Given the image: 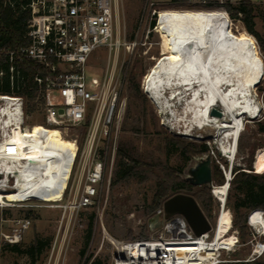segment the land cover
<instances>
[{
    "label": "built area",
    "instance_id": "2783aa9c",
    "mask_svg": "<svg viewBox=\"0 0 264 264\" xmlns=\"http://www.w3.org/2000/svg\"><path fill=\"white\" fill-rule=\"evenodd\" d=\"M212 1L236 4L241 0ZM28 7L32 16L27 44L17 49L0 47V84L6 79L11 90V94H0V118L5 110L9 114L8 124L0 120V146H4L2 153L7 156L17 154L20 147L6 141L11 127L17 124L25 132L33 126L26 124L29 115L24 112L25 98L18 93L25 85L19 67L24 60L35 67L32 84L36 96L34 111L30 114L41 117L44 122L41 127L57 130L74 146L72 153L60 154L69 163L61 199L67 197L65 209L78 212L93 207L101 196L104 182H110L125 106L120 101L125 77L120 51H128L136 43H127L120 34L117 0H32ZM98 48L106 49L108 61L99 79L87 80V62ZM253 171L256 173L254 168ZM232 178L229 167L221 185L209 186L217 207L214 228L208 221L210 230L195 237L185 219L175 215L163 220L155 240L112 242V264H251L263 259L264 212L259 209L250 211L246 217L250 235L248 256L236 261L224 258L240 245L238 231L233 228L227 209ZM14 184L15 177L8 174L6 190L14 191ZM4 204L0 202V207ZM161 212L162 209L157 214ZM223 215L229 217V225L215 241ZM30 223L29 219L11 221L8 232L0 233L4 244H19ZM231 237L235 241L225 243Z\"/></svg>",
    "mask_w": 264,
    "mask_h": 264
},
{
    "label": "rangeland",
    "instance_id": "374dc122",
    "mask_svg": "<svg viewBox=\"0 0 264 264\" xmlns=\"http://www.w3.org/2000/svg\"><path fill=\"white\" fill-rule=\"evenodd\" d=\"M117 22L120 34L127 43L135 42L130 50H121L120 59L123 60L124 81L122 82L120 101L124 102V111L120 127L119 143L132 146L138 153L150 156L152 163L163 164L177 171L176 176L182 180L186 170L194 161L202 155H197L186 161L178 150L164 148V139L176 138L186 144L205 145L211 161V170L219 171L224 182V173L229 167L231 171L236 169L249 172L248 166L253 171L255 168V155L259 150H264V135L258 134V123L264 120V105L262 102V90L264 89V53L261 51L257 40L253 43L245 34L243 24L238 20L227 17L231 23V31L241 36L247 46L248 59L259 69L260 75L254 88L255 101L261 108L254 119H245L243 130L237 140L234 161H228L222 157L217 148L214 131L206 129L198 133L202 139H190L180 136L177 131L167 126L168 119L159 112L156 105L148 98L143 89V79L153 67L158 58L179 51L177 40V14L181 10L167 8V0H117ZM254 5V30L258 34L261 44L264 46V0H244ZM203 11V10H190ZM224 12L223 10H215ZM159 13L158 17L157 14ZM158 20V23H157ZM153 23V24H152ZM108 61L106 49L98 48L87 62L86 78L101 77ZM133 75L139 85V91L146 98L150 115L153 117L152 125L146 123L139 125V111L134 100L128 92L129 76ZM29 115L28 125H44L43 119L34 114ZM165 121V122H164ZM165 124V125H164ZM139 126L141 132H132L130 128ZM209 135V139H205ZM224 172V173H223ZM113 174V173H112ZM113 176V175H112ZM111 176V178H112ZM111 181V179H110ZM213 185H221L216 179ZM198 188L192 190L176 191L169 193V197L175 194L193 195ZM187 191H190L188 194ZM155 192L154 178L144 180L132 179L118 183L114 186L104 182V188L97 203L90 208L72 212L65 209L68 204L67 197L55 203H43L39 201L5 202L0 207V233H7L11 221L17 219H29V229L25 232L19 247L24 249L37 237L50 242L36 264H112L113 245L115 241L155 240L160 234L162 225L154 229L151 220L157 211L162 209V204L152 215H147ZM229 194V193H228ZM211 196V195H210ZM212 198V197H211ZM165 199V200H166ZM208 221L214 228L217 216V207L213 202ZM93 216L92 236L85 245V234L89 217ZM249 231L244 241H240L238 249L228 256L231 261L244 260L249 252ZM4 245L0 237V248ZM84 250V253H80ZM258 261L264 262V258ZM26 256L4 252L0 253V264H28ZM233 264V263H232Z\"/></svg>",
    "mask_w": 264,
    "mask_h": 264
},
{
    "label": "bare ground",
    "instance_id": "6f19581e",
    "mask_svg": "<svg viewBox=\"0 0 264 264\" xmlns=\"http://www.w3.org/2000/svg\"><path fill=\"white\" fill-rule=\"evenodd\" d=\"M176 19L179 51L156 60L142 81L143 89L168 118L167 126L180 136L199 140L198 133L214 131L220 155L232 164L245 119L256 118L261 110L254 95L260 71L248 59L244 39L231 31L225 12L181 10ZM212 109L221 116H211ZM3 114L0 120L8 124V110ZM11 129L6 141L20 151L7 156L0 146V202L34 200L56 205L69 172V163L60 154L72 153L73 144L57 130L40 125L25 132L17 124ZM254 170L264 174V150L256 153ZM8 174L15 177L14 191L6 190ZM228 225L229 217L221 216L215 241ZM234 241L231 237L225 243Z\"/></svg>",
    "mask_w": 264,
    "mask_h": 264
},
{
    "label": "trees",
    "instance_id": "16d2710c",
    "mask_svg": "<svg viewBox=\"0 0 264 264\" xmlns=\"http://www.w3.org/2000/svg\"><path fill=\"white\" fill-rule=\"evenodd\" d=\"M32 0H0V47L7 49H17L27 44L26 34L29 31V22L31 20V10L29 5ZM171 9L186 10H203L215 11L223 10L230 19L240 21L245 30L246 36L255 43L252 35L260 45L261 51L264 53V46L261 44L258 34L254 30V5L250 1L241 0L236 4L229 2L219 4L212 0L205 3L199 0H169L166 5ZM158 23V20H157ZM153 24V23H152ZM19 67L25 79V85L18 92L25 98V114L34 111V98L36 96L35 89L32 84V77L35 72L33 64L21 60ZM128 92L130 97L139 111V125L148 123L152 125L153 117L147 106L146 98L139 91V85L135 77L131 74L128 80ZM0 94H11L9 84L3 79L0 84ZM262 102L264 105V89L262 90ZM264 120V119H263ZM132 132H141L142 128L133 126L130 128ZM257 133L264 135V121L258 123ZM164 148L178 150L184 160L208 153L205 145L186 144L183 141L171 138L164 139ZM150 156L145 158L143 153H138L132 146L118 143L115 163L113 168V176L110 185L114 186L118 183L126 182L132 179L144 180L149 177L155 180V192L152 201L147 210V215H152L168 197L169 193L178 190H192L198 188L192 197L197 202L203 214L208 218L212 211V198L210 196L209 187H192L182 180L176 174L177 171L168 168L163 164L152 163ZM249 172L240 169L232 171L233 178L230 181L229 194L227 197V209L230 212L232 225L238 231L239 240L242 242L247 236L246 217L252 210H262L264 212V174L253 173L250 166ZM216 179L219 184L223 183V178L219 171L212 170V181ZM93 229V216L89 217L85 234V245L87 246ZM50 242L37 237L24 248L21 249L19 244H4L0 248V253L11 252L26 256L29 260L28 264H36L45 249H48ZM84 253V250L80 253ZM94 264H100L96 262ZM251 264H264V262L256 261Z\"/></svg>",
    "mask_w": 264,
    "mask_h": 264
},
{
    "label": "water",
    "instance_id": "95a60500",
    "mask_svg": "<svg viewBox=\"0 0 264 264\" xmlns=\"http://www.w3.org/2000/svg\"><path fill=\"white\" fill-rule=\"evenodd\" d=\"M61 113V112H60ZM210 115L219 118L221 114L212 109ZM183 182L193 187H209L212 183L211 161L208 153L202 154L194 163L187 168ZM180 215L187 222L195 237H199L210 230V224L199 208L195 199L186 194H175L166 199L162 204V212L152 218L151 224L154 229L162 225L163 220Z\"/></svg>",
    "mask_w": 264,
    "mask_h": 264
},
{
    "label": "flooded vegetation",
    "instance_id": "af4514ba",
    "mask_svg": "<svg viewBox=\"0 0 264 264\" xmlns=\"http://www.w3.org/2000/svg\"><path fill=\"white\" fill-rule=\"evenodd\" d=\"M211 171H212V170H211ZM182 181H183V180H182ZM184 183H186V182H184ZM186 184L190 185L189 183H186ZM190 186H191V185H190ZM192 187H193V186H192ZM179 191H183V190H179ZM184 191L186 192V190H184ZM189 192H190V191H187L188 194H190ZM186 195H187V194H186ZM190 196H191V195H190Z\"/></svg>",
    "mask_w": 264,
    "mask_h": 264
},
{
    "label": "crops",
    "instance_id": "0c3cea01",
    "mask_svg": "<svg viewBox=\"0 0 264 264\" xmlns=\"http://www.w3.org/2000/svg\"><path fill=\"white\" fill-rule=\"evenodd\" d=\"M169 2V0H167V1H162V3H168Z\"/></svg>",
    "mask_w": 264,
    "mask_h": 264
},
{
    "label": "snow or ice",
    "instance_id": "6c2138e0",
    "mask_svg": "<svg viewBox=\"0 0 264 264\" xmlns=\"http://www.w3.org/2000/svg\"><path fill=\"white\" fill-rule=\"evenodd\" d=\"M10 151H11V149H10Z\"/></svg>",
    "mask_w": 264,
    "mask_h": 264
}]
</instances>
